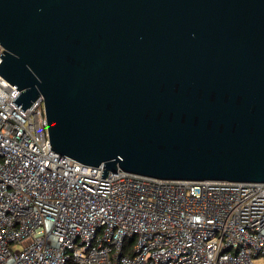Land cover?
I'll return each mask as SVG.
<instances>
[{
  "label": "water",
  "instance_id": "1",
  "mask_svg": "<svg viewBox=\"0 0 264 264\" xmlns=\"http://www.w3.org/2000/svg\"><path fill=\"white\" fill-rule=\"evenodd\" d=\"M0 74L101 177L264 182V0H0Z\"/></svg>",
  "mask_w": 264,
  "mask_h": 264
},
{
  "label": "built area",
  "instance_id": "2",
  "mask_svg": "<svg viewBox=\"0 0 264 264\" xmlns=\"http://www.w3.org/2000/svg\"><path fill=\"white\" fill-rule=\"evenodd\" d=\"M19 92L0 74V264H264V182L101 177Z\"/></svg>",
  "mask_w": 264,
  "mask_h": 264
}]
</instances>
